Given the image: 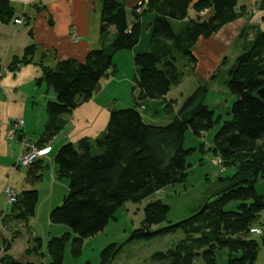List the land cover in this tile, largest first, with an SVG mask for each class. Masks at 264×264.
<instances>
[{
    "label": "trees",
    "instance_id": "trees-1",
    "mask_svg": "<svg viewBox=\"0 0 264 264\" xmlns=\"http://www.w3.org/2000/svg\"><path fill=\"white\" fill-rule=\"evenodd\" d=\"M100 1L101 46L90 49L82 61L66 58L50 67L39 60L42 75L35 80L36 84L44 82L54 92V98L45 103V128L33 142L43 147L64 126L62 116L91 97L100 79L113 67L114 53L137 44L141 16L153 13L150 48L133 56L137 67L134 87L138 88L134 104L110 108L106 128L100 135L67 141L53 156L57 177L68 180V192L59 205L51 208L49 220L66 224L76 233L71 245L74 256L80 253L83 238L102 230L122 204L140 202L161 188L187 178L190 167L187 160L194 147H185L186 131L190 129L194 136H200L217 123L211 107L202 100L205 88H196L165 124L146 121L139 102L144 98L165 99L172 85L183 76L178 61L184 60V67L193 69L198 39L211 37L238 17V0H147L141 4V10L135 11L137 6L133 8L129 26L123 1ZM259 5L264 8V0H259ZM190 8L195 12L193 17L189 16ZM207 9L206 17L199 15ZM13 16L9 0H0V20L7 21ZM174 21H183L177 30ZM36 49L35 44L26 46L7 69L33 61ZM245 49L237 54L226 82L229 92L236 96L229 106V117L213 134L215 149L225 165L233 168V173L220 177V187L211 194L213 199L190 216L155 229L158 231L154 236L177 230L185 234L174 246L153 254L159 264H196V258L203 264H218L216 252L220 248L231 251L227 264H255L258 241L244 233L249 232L264 209V196L255 189L258 179L264 176V150L258 148L259 141L264 139V100L255 94L264 85V29ZM14 135L21 138V130L15 128ZM256 150L258 153H251ZM47 166L41 158L32 161L26 166V182L37 181ZM37 201V189L19 191L11 205L14 217L26 222L34 215ZM231 202H236L235 208L225 209ZM169 209L160 198L148 201L143 207L140 226L131 232V240L151 237L145 232L153 231V225L162 224ZM66 238L62 234L48 239L49 264H64ZM32 242L27 251L41 253V239L36 237ZM100 254L102 264H109L111 255L106 259L105 249ZM0 264H16V261L5 255L0 257Z\"/></svg>",
    "mask_w": 264,
    "mask_h": 264
},
{
    "label": "crops",
    "instance_id": "crops-1",
    "mask_svg": "<svg viewBox=\"0 0 264 264\" xmlns=\"http://www.w3.org/2000/svg\"><path fill=\"white\" fill-rule=\"evenodd\" d=\"M121 1L126 6L127 22L130 26L133 20L132 10L135 6L138 8L142 0ZM9 2L14 9V16L7 21L0 20V68L2 69L0 73V257L9 256L16 261V264H43L42 247L39 254L35 251H27L29 246L33 245L34 238L39 237L42 241L41 236L32 234L29 229L35 212L26 222L16 219L11 209L12 203L5 198V190L13 189L17 196L19 191L31 185L38 190V198L43 187L49 192L47 196L51 197L55 185L61 183V178L56 174L57 167L53 165L50 167V174L46 177L49 166L47 155L53 151V143L57 142L59 147L67 141L77 142L83 137L95 138L105 130L110 108H122L134 104L138 88L134 87L137 67L133 63V56L150 48L153 13L146 12L141 16V32L137 44L131 49H122L114 53L113 67L100 79L91 97L69 114L62 116L65 124L48 142L51 146L50 151L39 157L47 162L48 166L37 181L29 184L26 182V167L21 173L20 165H15V156L10 159L9 153H12L10 141H13L11 139L16 135L10 138L9 130L14 129L16 118H22L23 125L19 129L25 141H36L43 132L47 122L45 103L47 99L54 98V92L44 82L35 83V80L42 75V67L38 61L42 60L50 67H53L58 60L66 58L82 61L90 49L100 47L101 1L9 0ZM204 13L205 11H202L199 15L203 16ZM208 13L209 11L207 15ZM15 17L23 19V22L14 23ZM182 23L183 21H174V25L177 26ZM110 32L111 35L114 33L113 27L110 28ZM31 44L37 46L33 61L21 64L16 69H7L12 59L21 56L25 47ZM167 99H169L168 95L163 100L142 99L139 103L144 109L140 104L138 107L145 120L152 124H158L159 120L168 122L171 118L165 115ZM158 102H163V105L160 106ZM31 136L35 139L31 140L29 138ZM52 207V204L48 205V215Z\"/></svg>",
    "mask_w": 264,
    "mask_h": 264
},
{
    "label": "rangeland",
    "instance_id": "rangeland-1",
    "mask_svg": "<svg viewBox=\"0 0 264 264\" xmlns=\"http://www.w3.org/2000/svg\"><path fill=\"white\" fill-rule=\"evenodd\" d=\"M146 1L142 0V3ZM141 9L140 4L136 10ZM236 9L238 10V17L234 21L227 23L211 37L200 38L196 42L194 53L197 62L193 69L185 68L186 63L184 60L180 59L178 61V65L184 70L183 76L180 82L172 85L167 93L169 101H167L165 115L172 118L177 112L178 106L196 88H205L202 100L211 107L214 119L217 121L214 127L200 133V136H194L190 129L186 131L184 145L185 147H194L187 160L190 163L187 178L161 188L140 202L127 201L122 204L102 230L83 238L80 253L77 256L71 253V245L76 233L66 224L51 223L48 215V205L52 204L53 207L59 205L62 197L67 194L68 180L61 178L60 181L63 185L61 183L56 184L51 197L47 196L49 192H46L43 187L39 193L35 216L31 218L29 227L32 234L36 233L42 238L43 257L41 261L43 264H49L50 256L46 250V243L53 235L65 234L67 237L62 254L64 264H102L100 254L102 249H105L107 253L106 259L111 255L109 264H159L153 259V254L174 246L185 237L181 230H177L173 233L158 234L156 236L153 233L150 234L151 237L145 239L131 240V232L140 226L143 220V207L148 201L160 198L170 207L167 219L162 224L151 227L155 230L190 216L195 209L201 207L208 200H212V192L220 187L219 178L233 173V168L225 165L215 149L213 134L219 128L220 123L229 117V106L236 98L235 95L229 92L226 82L236 62L237 54L244 48L248 49L256 34L264 29V8L259 5V0H238ZM204 11L202 17L207 16L209 9ZM188 13L190 17L195 15L192 8L188 10ZM177 28L176 25L174 29L177 30ZM158 103H160V106L163 105V102ZM158 122V124H165L166 121L159 120ZM9 137L14 138L15 135L14 137L9 135ZM29 138L31 140L35 139L34 136ZM11 140L13 141H10L12 142V153H9L10 159L15 156L14 162L17 166L21 156L24 157L29 152L26 142H30V140L25 141L24 137L18 138L17 136ZM259 143L258 148L264 150V139ZM57 144V142L53 143V151L47 155L49 156V166L46 177L50 174L52 165L57 167L53 161L54 153L58 148ZM251 153H258V150ZM242 155H245V153ZM24 167L26 165H20L19 172L23 173ZM17 186L15 185V187ZM26 188L35 187L28 185ZM255 189L257 193L264 196V176L258 179ZM5 198L7 199V197ZM235 206L236 202H231L225 205L224 208L233 209ZM263 223L264 209L261 210L260 216L254 224L263 225ZM244 235L258 241L255 264H264V236H255L248 231ZM230 255L231 251L227 248L217 250L216 260L218 264H227V258ZM195 262L196 264H203L200 258H196Z\"/></svg>",
    "mask_w": 264,
    "mask_h": 264
},
{
    "label": "built area",
    "instance_id": "built-area-1",
    "mask_svg": "<svg viewBox=\"0 0 264 264\" xmlns=\"http://www.w3.org/2000/svg\"><path fill=\"white\" fill-rule=\"evenodd\" d=\"M13 21H14V23L21 24L23 22V19H21L19 17H15ZM1 71H2V69L0 68V73H1ZM22 125H23L22 118H16L14 120V129L19 128ZM14 129L9 130L10 136H14ZM26 146H27L29 152L24 157L21 156V158L17 162V165L28 166L32 161H34L35 159L45 155L51 149L50 145H45L43 147H37L32 142H26ZM5 194L7 197V201L9 203H13L16 201V195L12 189L7 188L5 190ZM249 232H250V234L255 235V236H264V224L263 225L262 224L261 225H257V224L252 225L249 228Z\"/></svg>",
    "mask_w": 264,
    "mask_h": 264
},
{
    "label": "water",
    "instance_id": "water-1",
    "mask_svg": "<svg viewBox=\"0 0 264 264\" xmlns=\"http://www.w3.org/2000/svg\"><path fill=\"white\" fill-rule=\"evenodd\" d=\"M255 94H256L259 98H261L262 100H264V85L261 86V87H259V88L255 91ZM156 231H158V230H156ZM156 231H155V230H153V231H146L145 234H146V235H150V234L155 233Z\"/></svg>",
    "mask_w": 264,
    "mask_h": 264
}]
</instances>
